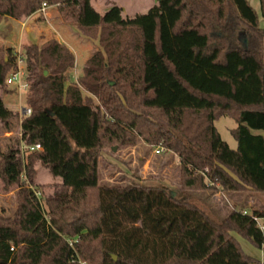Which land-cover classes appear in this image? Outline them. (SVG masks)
<instances>
[{"label":"trees","instance_id":"1","mask_svg":"<svg viewBox=\"0 0 264 264\" xmlns=\"http://www.w3.org/2000/svg\"><path fill=\"white\" fill-rule=\"evenodd\" d=\"M156 1L124 17L122 7L101 14L91 0H0V20L25 21L44 2L57 5L62 20L100 45L76 80L65 44L22 45L31 114L0 158L4 188L19 187L16 215L0 216V264H262L234 235L264 248L244 208L217 221L191 192L264 194V27L248 0ZM260 7L264 19V0ZM16 68L15 49L1 46L7 130L19 118L3 100ZM222 116L237 122L236 149L215 126ZM140 140L178 156L177 195L101 181L102 153ZM22 143L41 148L24 160ZM39 166L61 178L46 207L30 188ZM252 212L264 217V209Z\"/></svg>","mask_w":264,"mask_h":264},{"label":"rangeland","instance_id":"2","mask_svg":"<svg viewBox=\"0 0 264 264\" xmlns=\"http://www.w3.org/2000/svg\"><path fill=\"white\" fill-rule=\"evenodd\" d=\"M94 8L101 14L112 5L116 4L123 9V16L133 17L136 14H145L157 4L156 0H91ZM250 5L256 10L260 25L264 27L260 0H248ZM48 18L39 17V13L27 19V24L31 27L28 31L22 23L11 17H4L0 20V47H13L22 51V45L31 43H41L42 37L49 38L57 32L69 49L71 48L77 56V67L72 70L73 79L76 80L81 74L85 59L91 50L99 44L98 39L86 35L83 31L62 20L57 5H49ZM35 19H37L35 21ZM26 21V20H25ZM32 23H35L34 25ZM44 35V36H43ZM239 38H246L248 35L239 33ZM48 40V39H47ZM50 40V39H49ZM240 41V40H239ZM62 43V42H61ZM241 44H243L240 41ZM25 67V64H24ZM14 86L7 87L3 92L5 105L17 112L19 118L12 121V129L7 130L0 122V158L6 151L8 145L20 137L21 114L23 108L27 107V92H16ZM87 95V92H84ZM95 100V99H94ZM96 102V100H95ZM221 138L230 148L236 149L238 142L232 135V129L237 127V122L229 116H222L215 121ZM22 156L24 160L30 151H27L24 143ZM114 150L108 148L102 153L100 174L101 181L107 183H135L143 185L161 186L169 192L177 195L180 191V168L178 158L165 149L157 154V146H151L143 140L135 145L117 147ZM35 182L30 185L31 189L37 190V195L46 207L45 197L52 194L54 185L61 182V178L52 175L47 168L39 166ZM213 183L208 184L212 187ZM19 187L13 185L9 189L4 188V183L0 179V216L14 217L17 212V191ZM193 201L202 206L215 220H223L232 209L244 208L248 212L254 209H264V194L256 192H224L221 187L216 190H196L191 192ZM238 237L244 251L258 259L264 264V248L254 246L250 241Z\"/></svg>","mask_w":264,"mask_h":264},{"label":"built area","instance_id":"3","mask_svg":"<svg viewBox=\"0 0 264 264\" xmlns=\"http://www.w3.org/2000/svg\"><path fill=\"white\" fill-rule=\"evenodd\" d=\"M50 6L47 3H43L41 7L38 9V13L44 17L48 18V9ZM53 39L59 41L60 36L58 33H55ZM16 57H17V68L13 71H11L7 77V84L10 86H14L17 92H27L29 89V82L27 81L26 76V69L24 67V55L20 49L15 51ZM21 114V120L23 117L28 116L31 114V108L26 107L23 108L22 111H20ZM27 151H32L34 149H40L41 145L36 144L35 146H25ZM164 150L162 145H158L155 149V152L157 154H160ZM244 214L249 215L252 217L253 221L256 223V225L260 228L262 232H264V217L260 215H255L253 212H248L246 209L243 211ZM81 264H86L85 262H81Z\"/></svg>","mask_w":264,"mask_h":264},{"label":"crops","instance_id":"4","mask_svg":"<svg viewBox=\"0 0 264 264\" xmlns=\"http://www.w3.org/2000/svg\"><path fill=\"white\" fill-rule=\"evenodd\" d=\"M36 13H38V12H36ZM36 13L35 14H33L32 16H35L36 15ZM47 15H49L50 16V13L48 12L47 13ZM32 16H30V17H32ZM39 17H41V15H39L38 16V20H40L39 19ZM28 19V18H27ZM27 19H26V21H20V20H18V21H20L21 23H22V25H23V27H25L28 31H30L31 30V27L27 24ZM37 19H35V21H36ZM33 25L35 24V23H32ZM55 33H57V32H54V34H53V36H49V38H43L42 37V42H44V41H46L47 39L49 40V39H53V37H54V35H55ZM44 36V35H43ZM60 36V35H59ZM41 42V43H42ZM59 42H64V43H66L65 42V40L60 36V40H59ZM41 43H39V44H41ZM67 44V43H66ZM100 49V45L98 44L97 46H95V48L93 49V50H91V52H90V54L87 56V58L85 59V62L87 61V59L94 53V52H96L97 50H99ZM70 50L74 53V51L70 48ZM74 55H75V58H76V67H77V56H76V54L74 53ZM85 62H84V64H85ZM17 92V91H16ZM176 156V155H175ZM177 158H178V156H176ZM179 160V159H178ZM255 210V209H254ZM235 235V234H234ZM237 235V234H236ZM237 239H238V237L237 236H235ZM239 240V239H238ZM240 242V241H239ZM254 257V256H253ZM256 258V257H255ZM258 259V258H257ZM258 260H260V259H258Z\"/></svg>","mask_w":264,"mask_h":264},{"label":"water","instance_id":"5","mask_svg":"<svg viewBox=\"0 0 264 264\" xmlns=\"http://www.w3.org/2000/svg\"><path fill=\"white\" fill-rule=\"evenodd\" d=\"M239 40H240L245 46L248 45V40H247L246 38H243V39L239 38ZM45 73H47V71H45ZM47 110H48V112H49L50 115H54V112H53L51 109L47 108ZM115 148H116V147H114V149H115ZM112 257H113V259H114L115 261L117 260V256H116L115 254H112Z\"/></svg>","mask_w":264,"mask_h":264}]
</instances>
